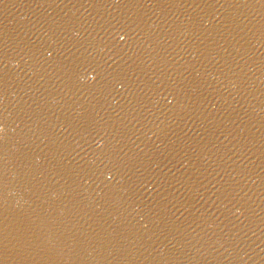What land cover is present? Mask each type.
I'll use <instances>...</instances> for the list:
<instances>
[{
    "label": "water",
    "instance_id": "1",
    "mask_svg": "<svg viewBox=\"0 0 264 264\" xmlns=\"http://www.w3.org/2000/svg\"><path fill=\"white\" fill-rule=\"evenodd\" d=\"M0 264H264V0H0Z\"/></svg>",
    "mask_w": 264,
    "mask_h": 264
},
{
    "label": "snow or ice",
    "instance_id": "2",
    "mask_svg": "<svg viewBox=\"0 0 264 264\" xmlns=\"http://www.w3.org/2000/svg\"><path fill=\"white\" fill-rule=\"evenodd\" d=\"M124 37H121V39H123Z\"/></svg>",
    "mask_w": 264,
    "mask_h": 264
}]
</instances>
